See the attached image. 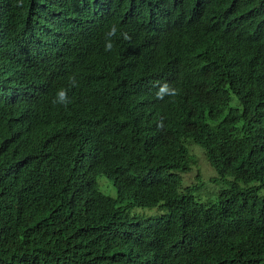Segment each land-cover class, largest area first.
<instances>
[{
	"label": "trees",
	"instance_id": "obj_1",
	"mask_svg": "<svg viewBox=\"0 0 264 264\" xmlns=\"http://www.w3.org/2000/svg\"><path fill=\"white\" fill-rule=\"evenodd\" d=\"M112 1L0 0V264H264V0ZM60 12L92 27L91 66ZM72 69L141 95L74 114L32 91ZM197 149L224 183L204 200L183 184Z\"/></svg>",
	"mask_w": 264,
	"mask_h": 264
},
{
	"label": "clouds",
	"instance_id": "obj_2",
	"mask_svg": "<svg viewBox=\"0 0 264 264\" xmlns=\"http://www.w3.org/2000/svg\"><path fill=\"white\" fill-rule=\"evenodd\" d=\"M96 9L95 10H106L108 7L112 6V0H94ZM60 20L66 22L71 28H73L77 33V38L80 40L77 44V49L75 54L80 56L79 58L83 65H90L91 60L86 59L81 56V51L85 45L93 40V29L89 23H86L82 17L78 14L69 13V12H60ZM117 33L116 25H111L107 35L109 37L115 36ZM124 39H130L126 32L122 33ZM81 48L80 52L79 49ZM113 45L109 41L105 46V51H111ZM54 46H52V51ZM62 52V49L59 47L57 53ZM79 52V53H78ZM77 56V57H78ZM43 59L47 57L41 56ZM122 60H124V65L132 64L131 54L125 55ZM79 76L76 74L75 69L73 70H59L58 72L49 73V76L44 75V79H38L33 83V92H38L40 96L44 99L45 103L53 104H62L66 109L72 111V113H78L85 103L94 95L110 94L114 98L115 88L126 95L128 98L135 100L137 96L141 95V90L138 86L137 80L134 79L131 75H123L115 79L114 75H108L101 72H95L94 70L83 79V81H78ZM50 81L52 84L50 85ZM114 81V83H113ZM60 88L57 93L55 92ZM168 93L169 95L178 94V90L175 88H169L167 84L161 86L156 93L157 98H163V95ZM115 99V98H114ZM112 106H106L104 108H110ZM33 139V138H32ZM72 141L70 136L61 137L60 149L61 151L65 146L69 145ZM99 176L107 177L110 182H112V176L106 174H100L96 177L98 182ZM110 177V178H109ZM105 181V180H102ZM101 181V183H102ZM107 181V180H106ZM109 182V181H108ZM109 182V183H110ZM99 183V182H98ZM99 183V185L101 184ZM110 183V184H111ZM111 184V190L113 191V186ZM114 185V184H113ZM102 184L100 185V187ZM115 186V185H114ZM103 187V186H102ZM104 188V187H103ZM116 188V187H115ZM105 189V188H104ZM106 190V189H105ZM145 214H151L150 209H144Z\"/></svg>",
	"mask_w": 264,
	"mask_h": 264
},
{
	"label": "rangeland",
	"instance_id": "obj_3",
	"mask_svg": "<svg viewBox=\"0 0 264 264\" xmlns=\"http://www.w3.org/2000/svg\"><path fill=\"white\" fill-rule=\"evenodd\" d=\"M199 156L198 161L195 163H192V169L185 173L183 176V184H191V183H197L198 181H201L199 191L195 192V195L197 197H200L201 199H206L207 197L214 194L215 191L219 190L224 183L222 181L214 182L211 179V176L216 175L215 170L210 166L208 161L206 160L204 154L201 150L197 149ZM198 176H200L201 179H198ZM105 180V181H102ZM107 180V181H106ZM102 181V183H101ZM110 180L105 176H99L98 182L102 184V186L106 189H104L101 186V189L108 194L115 195L116 194V188L113 186V191L111 190V184L109 183ZM200 183V182H199ZM100 184V185H101ZM132 214H142L144 215V209L143 208H135L131 211Z\"/></svg>",
	"mask_w": 264,
	"mask_h": 264
},
{
	"label": "bare ground",
	"instance_id": "obj_4",
	"mask_svg": "<svg viewBox=\"0 0 264 264\" xmlns=\"http://www.w3.org/2000/svg\"><path fill=\"white\" fill-rule=\"evenodd\" d=\"M127 1H128V0H127ZM123 2H124V0H123ZM126 4H127V3H126ZM114 14H115V13H114ZM114 14H113V15H114ZM101 16H102V15H101ZM201 17H202V16H201ZM199 19H200V18H199ZM91 23H92V22H91Z\"/></svg>",
	"mask_w": 264,
	"mask_h": 264
}]
</instances>
